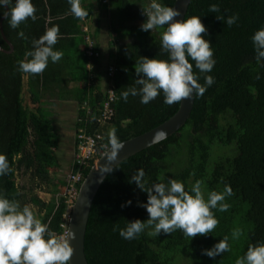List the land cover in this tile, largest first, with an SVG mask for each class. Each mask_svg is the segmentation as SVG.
<instances>
[{
    "label": "trees",
    "instance_id": "obj_1",
    "mask_svg": "<svg viewBox=\"0 0 264 264\" xmlns=\"http://www.w3.org/2000/svg\"><path fill=\"white\" fill-rule=\"evenodd\" d=\"M100 1L81 0V6L89 12L86 17ZM149 1L103 3L113 32L151 38L123 43L109 54L108 63L115 65L112 81L117 99L112 104L114 115L105 124L96 121L107 98L106 83H102L105 72L99 57L91 60V69L87 67L90 58L81 48L85 44V33L80 26L83 19L71 13L68 0H32L38 18L35 21L28 18L15 29L10 27L9 17L3 19L4 33L14 50H0V152L6 154L12 171L0 176V190L8 198L19 200L22 206L36 205L38 211L34 213L42 222L49 223L54 232L63 230L61 224L68 206L66 195L46 201L38 195H28L17 181L18 173H30L48 183L52 178L51 168L59 166L52 148L58 145L61 136L51 110L43 105L45 99L76 101L79 116L76 128L85 127L90 133H102L104 129L99 144L102 152L108 148L109 127L116 129L117 136L124 141L164 122L180 106L181 102L165 104L163 93L148 104H142L139 95H129L127 102L121 97V92L138 78L135 67L142 57L168 58L161 51V34L167 25L141 29L147 20L142 8H147ZM158 2L173 7L175 0ZM214 3L219 5V12L209 11ZM5 11V7L0 8V19ZM232 14H238L232 26L216 18ZM193 15L200 16L206 26L207 34L201 35L211 42L216 60L210 73H199L190 60L193 72L199 75L201 84L205 75L214 76L215 82L203 95L195 96L191 115L178 131L126 158L105 178L94 199L86 230L89 264H235L250 244L264 242V66L256 62L251 41L253 33L264 26V0H191L185 19ZM53 25H59L62 34L54 45L63 51L62 59L56 63L50 61L41 74L18 71L17 62L30 59L25 52L33 48L32 40ZM21 31L27 39L18 35ZM0 45L10 50L1 25ZM24 77L31 101L40 103L36 109L24 104ZM93 163L94 159L83 167L82 181ZM72 168L78 169L74 161ZM141 168L145 172L146 188L172 178L182 181L190 191L199 179L203 181L207 198L208 191L221 192L227 184L233 194L225 202L231 206L227 211L212 209L219 223L211 233L191 238L177 229L150 236L149 228L136 239H123L118 230L114 231L115 227L123 228L127 221L137 218L146 220L149 215L139 206L147 202L148 193L134 181L130 182L132 174ZM128 200L132 203L125 205ZM237 227L242 233L233 240L232 230ZM224 236L229 237V251L214 258L202 253V249L212 247Z\"/></svg>",
    "mask_w": 264,
    "mask_h": 264
},
{
    "label": "clouds",
    "instance_id": "obj_2",
    "mask_svg": "<svg viewBox=\"0 0 264 264\" xmlns=\"http://www.w3.org/2000/svg\"><path fill=\"white\" fill-rule=\"evenodd\" d=\"M71 13L83 19L89 12L81 6V0H68ZM8 6L4 12L9 17V25L17 28L28 18L35 21L37 9L32 0H0V8ZM9 5L11 7L9 8ZM147 20L142 23V30H153L167 25L161 34V51L167 54V59L142 57L135 71L137 79L134 85L121 92V97L127 102L129 95L140 97L142 104H148L163 93L164 103L173 104L184 99L201 96L214 82L212 75L204 76V83L199 82V75L193 72V63L199 73H210L216 63L211 42L202 36L207 34V28L200 16H190L186 19H175L181 15L179 8L166 6L158 0H151L147 8H142ZM209 11L219 12L218 4H211ZM226 25L232 26L238 20V14L217 16ZM19 36L27 39L23 31ZM62 34L59 25L46 28L44 34L32 40L33 48L25 52L27 60L18 61V71L23 73L41 74L49 62L56 63L64 55L62 50L55 49ZM255 51V60L264 66V26L257 29L251 36ZM109 64V63H108ZM112 64V63H111ZM260 78L259 73L256 76ZM137 85L139 87H137ZM166 137L163 130L156 133L154 140ZM124 142L119 139L116 129L108 134V148L103 153L106 162L98 168L101 173L113 171L111 162L117 159ZM12 171L5 153L0 152V176ZM145 172L137 169L132 174L130 182L146 191L147 202H141L140 207L146 209L148 218L127 221L125 227L114 228L126 240L136 239L146 229L151 228L150 236H158L161 231L172 233L182 230L187 237L197 234L211 233L219 220L212 209L227 211L230 204L225 202L227 196L233 194L232 188L225 185L223 191L205 192L202 180H196L190 191L185 189L182 181L169 178L167 182H155L151 187H145ZM131 200L125 202L130 205ZM125 205H122L125 206ZM242 230L237 227L232 230V239H238ZM76 239L73 231L54 232L49 223L42 222L27 204L21 205L16 199H10L0 190V264H70L74 248L70 240ZM230 250L229 237L224 236L210 248L202 249L208 257H216ZM235 264H264V242L250 244L243 256L237 257Z\"/></svg>",
    "mask_w": 264,
    "mask_h": 264
},
{
    "label": "water",
    "instance_id": "obj_3",
    "mask_svg": "<svg viewBox=\"0 0 264 264\" xmlns=\"http://www.w3.org/2000/svg\"><path fill=\"white\" fill-rule=\"evenodd\" d=\"M190 2L191 0H175L173 7L179 8L181 11V15L179 17H176L175 19H180V20L185 19V15ZM5 8L7 11L8 6L6 5ZM5 17L6 16L3 14V16L0 19L1 32L6 42L10 45V50H6L1 45H0V50L12 52L14 50V45L5 35L2 26L3 19ZM194 102H195V97L193 99L191 98L184 99L183 101H181L177 112L173 114L171 117H169L167 120H165L164 122L160 123L159 125L151 128L150 130L142 134L124 140L123 141L124 146L119 151L117 159L111 162L113 169L119 163L124 161L126 158L136 154L137 152L147 147H150L153 144H156L166 139L167 137L171 136L173 133L178 131L190 117L194 106ZM161 130L166 132V137L158 141L154 140L156 133ZM104 152H102L100 157L94 161L88 174L83 179L79 188L77 198L75 199L72 208L68 231L75 232L76 239L70 240V243L74 248L73 256L70 259V264H89L85 251V238H86V230L89 221V216L97 192L101 184L105 180V178L110 173V172L101 173L100 170L98 169L100 167V164H104L106 162V157H103Z\"/></svg>",
    "mask_w": 264,
    "mask_h": 264
},
{
    "label": "built area",
    "instance_id": "obj_4",
    "mask_svg": "<svg viewBox=\"0 0 264 264\" xmlns=\"http://www.w3.org/2000/svg\"><path fill=\"white\" fill-rule=\"evenodd\" d=\"M83 32L85 33V48L84 54L88 56L89 62L87 67L92 68L91 60L95 57L101 56L99 48L97 45L96 37L91 32V29L86 23L83 25ZM115 72V65L108 64L105 70V83H106V92L107 98L104 100L102 107L100 108V114L96 118L98 124H105L111 120L114 115V108L112 104L117 99V94L115 92V84L112 81ZM88 114H91L90 109H88ZM93 119V117H91ZM102 134L99 131L90 133L85 127H81L76 130V152L74 163L77 164L78 169H71L67 175V185H66V202L68 204L67 211L64 213V221L62 222V232H67L69 228V221L71 218L72 208L77 198L79 188L78 183L82 181L83 177V167L89 165L92 159L97 160L102 154L99 144ZM82 183V182H81Z\"/></svg>",
    "mask_w": 264,
    "mask_h": 264
},
{
    "label": "rangeland",
    "instance_id": "obj_5",
    "mask_svg": "<svg viewBox=\"0 0 264 264\" xmlns=\"http://www.w3.org/2000/svg\"><path fill=\"white\" fill-rule=\"evenodd\" d=\"M104 1L101 0L98 4L101 6L103 5ZM149 3H151L149 1ZM109 18V16H108ZM139 40H151L150 37H139L137 38ZM131 40V38H123L122 41ZM102 69H105V66L102 67ZM105 77L102 79V83L105 84ZM22 98L24 101V104L36 109L38 103H33L30 99V94L28 92L27 88V80L26 77H24V87L22 92ZM44 105H46L49 109L53 110V118L54 123L57 125H66L63 127V129H68L69 132L73 131V134L75 133V124H76V113H75V104L71 102V100H63L59 101L58 99L53 98H46ZM107 126H110L107 124ZM112 127L108 128L107 132H110ZM105 133L104 129H102V133ZM101 133V134H102ZM67 140H65V144H63L62 141H60L59 148L57 146L53 147V152L55 153L57 150L60 152L57 155L60 157V163L58 167L51 168L52 171V178L50 182H42L40 179L32 177L30 173L28 174H22L18 173L17 181L19 183V186H23L25 188V191L28 195H38L41 199L49 201L52 197H58L61 194H65L66 192V186L67 185V175L69 173V168L65 165L60 164H68V161L65 160V158L69 157L70 153H72V149H69ZM62 145H65V149H62ZM228 149H225L226 151ZM57 156V157H58ZM58 157V158H59ZM64 158V159H63ZM72 156H70V159ZM30 208L37 212L38 207L34 204H29ZM68 209V208H67Z\"/></svg>",
    "mask_w": 264,
    "mask_h": 264
},
{
    "label": "crops",
    "instance_id": "obj_6",
    "mask_svg": "<svg viewBox=\"0 0 264 264\" xmlns=\"http://www.w3.org/2000/svg\"><path fill=\"white\" fill-rule=\"evenodd\" d=\"M104 2H108V0H104ZM108 16H109L108 11L106 8L103 7V5L101 6L100 4H95L93 6L92 14L89 17H84L83 21L80 23L81 29H83L84 23H86L88 25V27L91 29V32L93 33V35L96 37L97 47L99 48L100 53H101L100 62H101L102 66H105L104 72L108 66L109 54L111 53L112 50H116L118 48V46L122 45L123 43H129V42H132L134 40H139L137 38L141 37V36L132 37V36H129L128 34H125L124 32H123V34L113 32V29L111 27L110 17L108 18ZM123 38H131V40L122 41ZM84 46H85V44L81 45L83 53H84V48H85ZM103 76H105V75L103 74ZM55 99H57V98H55ZM58 100L63 101V99H61V100L58 99ZM71 102H73L75 104L74 106H75L76 122H77V120L79 119L78 104L74 100H71ZM38 104L40 105V103H38ZM44 106H46V105H44ZM51 111H53V110H51ZM52 117H53V112H52ZM55 126H56L57 131L59 132V134L61 136L57 147L59 148L60 141H62L63 144H65V140H67V143L68 142L70 143V144H68V147H69V149H72L73 154L71 155V153H70L69 157L65 158V160L68 161V164H60L62 166L65 165L66 167H68L69 171H70L71 165H72L74 158H75V152H76V138H75L76 130H77L76 124H75V129H74L75 133L74 134H73V131L69 132L68 129H65V128L63 129V127L66 125L55 124ZM62 149H65V145H62ZM58 153H60V152L57 150L55 152V155L58 156L57 155ZM70 156H72L71 159H70ZM58 160L60 162V157L58 158Z\"/></svg>",
    "mask_w": 264,
    "mask_h": 264
}]
</instances>
